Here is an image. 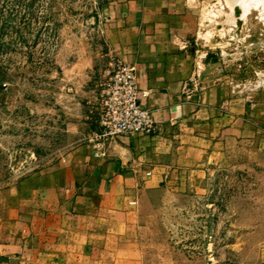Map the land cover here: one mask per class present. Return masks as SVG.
<instances>
[{
    "label": "rangeland",
    "instance_id": "rangeland-1",
    "mask_svg": "<svg viewBox=\"0 0 264 264\" xmlns=\"http://www.w3.org/2000/svg\"><path fill=\"white\" fill-rule=\"evenodd\" d=\"M113 1L0 0V201L99 124L106 72L122 58ZM237 1L197 0V39L246 104L244 136L213 147L199 173L137 197L148 264H264V0Z\"/></svg>",
    "mask_w": 264,
    "mask_h": 264
},
{
    "label": "crops",
    "instance_id": "crops-1",
    "mask_svg": "<svg viewBox=\"0 0 264 264\" xmlns=\"http://www.w3.org/2000/svg\"><path fill=\"white\" fill-rule=\"evenodd\" d=\"M111 5V46L135 65L158 131L119 136L102 157L88 140L9 188L0 201V264H148L142 206L130 201L199 173L213 147L244 136L246 104L222 82L218 53L198 43L197 0Z\"/></svg>",
    "mask_w": 264,
    "mask_h": 264
},
{
    "label": "built area",
    "instance_id": "built-area-1",
    "mask_svg": "<svg viewBox=\"0 0 264 264\" xmlns=\"http://www.w3.org/2000/svg\"><path fill=\"white\" fill-rule=\"evenodd\" d=\"M110 66L103 84L98 129L89 137L95 142L99 157L105 155L106 146L119 136L158 131L152 111L142 105L147 93L140 94L135 65L114 58ZM137 203V199L130 201L131 205Z\"/></svg>",
    "mask_w": 264,
    "mask_h": 264
},
{
    "label": "bare ground",
    "instance_id": "bare-ground-1",
    "mask_svg": "<svg viewBox=\"0 0 264 264\" xmlns=\"http://www.w3.org/2000/svg\"><path fill=\"white\" fill-rule=\"evenodd\" d=\"M232 1H234V0H232ZM237 1V0H236ZM238 2V1H237ZM234 3V2H233ZM245 12V11H244Z\"/></svg>",
    "mask_w": 264,
    "mask_h": 264
},
{
    "label": "water",
    "instance_id": "water-1",
    "mask_svg": "<svg viewBox=\"0 0 264 264\" xmlns=\"http://www.w3.org/2000/svg\"><path fill=\"white\" fill-rule=\"evenodd\" d=\"M238 14H239V12H238Z\"/></svg>",
    "mask_w": 264,
    "mask_h": 264
}]
</instances>
